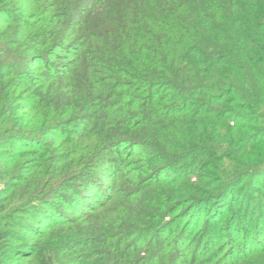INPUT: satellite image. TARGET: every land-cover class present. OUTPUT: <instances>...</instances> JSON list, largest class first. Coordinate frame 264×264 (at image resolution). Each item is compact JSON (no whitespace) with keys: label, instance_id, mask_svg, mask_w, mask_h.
Listing matches in <instances>:
<instances>
[{"label":"trees","instance_id":"16d2710c","mask_svg":"<svg viewBox=\"0 0 264 264\" xmlns=\"http://www.w3.org/2000/svg\"><path fill=\"white\" fill-rule=\"evenodd\" d=\"M0 264H264V0H0Z\"/></svg>","mask_w":264,"mask_h":264},{"label":"rangeland","instance_id":"374dc122","mask_svg":"<svg viewBox=\"0 0 264 264\" xmlns=\"http://www.w3.org/2000/svg\"><path fill=\"white\" fill-rule=\"evenodd\" d=\"M5 228H7V227H5Z\"/></svg>","mask_w":264,"mask_h":264}]
</instances>
